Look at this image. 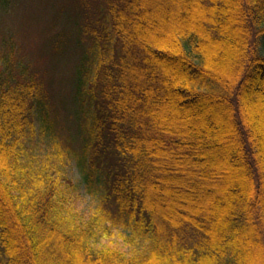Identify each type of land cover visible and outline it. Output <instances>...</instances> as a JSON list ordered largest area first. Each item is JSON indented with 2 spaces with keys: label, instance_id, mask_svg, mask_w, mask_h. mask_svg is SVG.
Segmentation results:
<instances>
[{
  "label": "trees",
  "instance_id": "16d2710c",
  "mask_svg": "<svg viewBox=\"0 0 264 264\" xmlns=\"http://www.w3.org/2000/svg\"><path fill=\"white\" fill-rule=\"evenodd\" d=\"M54 2L41 68L0 36V264H264V0Z\"/></svg>",
  "mask_w": 264,
  "mask_h": 264
},
{
  "label": "rangeland",
  "instance_id": "374dc122",
  "mask_svg": "<svg viewBox=\"0 0 264 264\" xmlns=\"http://www.w3.org/2000/svg\"><path fill=\"white\" fill-rule=\"evenodd\" d=\"M57 4L58 2H54V0H16L15 2L12 1L9 3L5 11L0 12V15L2 16L0 17V36L10 34L14 35L13 38L18 40L16 41L18 53H14V57H19L20 55L23 61L30 60L33 64V70H36L37 67L41 68L42 62H46L44 57H38L37 45L39 46L42 34L38 33L37 30L47 28V26L51 28L53 24L50 23L48 14L52 13L53 15L55 13V10L58 8ZM18 22H26V25L24 27H20ZM167 30L170 31L169 29ZM156 32L157 31L154 30V33ZM225 37L231 42L226 46L224 45L222 47L223 50H221H225L227 52L229 48H231V44L235 36L227 34ZM218 51L220 55L222 51L220 52V49H218ZM237 58L233 63V67L226 72L227 74L225 76L231 77L233 75L232 69H234L235 66L237 67ZM219 125L222 128L226 127L225 122H219ZM261 128L264 129V124L261 125ZM49 146L50 141L48 139L44 137H40L38 139V152H46ZM230 166L231 180L241 181L238 173L239 170L233 164ZM58 174L60 177H64L66 180L71 181L72 184L75 185L70 193L71 201L75 210L83 216L91 215L97 207L98 200L96 195L89 194L86 191L85 186L81 183L82 174L77 165V158L65 157V165L63 169L58 172ZM103 237L104 238L101 241L103 246L121 251L128 250V248L123 245L120 236L116 231L111 233L109 236L104 235ZM262 242L264 245L263 239Z\"/></svg>",
  "mask_w": 264,
  "mask_h": 264
}]
</instances>
